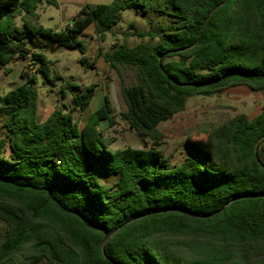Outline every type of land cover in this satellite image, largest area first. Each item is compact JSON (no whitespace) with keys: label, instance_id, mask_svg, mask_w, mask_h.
Listing matches in <instances>:
<instances>
[{"label":"trees","instance_id":"trees-1","mask_svg":"<svg viewBox=\"0 0 264 264\" xmlns=\"http://www.w3.org/2000/svg\"><path fill=\"white\" fill-rule=\"evenodd\" d=\"M41 2L57 6L0 0V66L28 56L35 64L0 96V264H264V105L251 120L240 114L187 137L193 156L172 168L157 130L191 96L264 91V0H166L167 30L148 31L157 41L106 57L137 78L121 87L122 116L142 147L114 151L99 128L113 124L107 96L82 127L61 109L39 120L34 72L51 85L59 77L26 43L41 37L84 54L79 36L90 25L104 40L121 11L147 12L148 0L85 4L61 31L36 22ZM73 88L65 81L60 90ZM93 97L94 85L74 94L73 110L86 111Z\"/></svg>","mask_w":264,"mask_h":264},{"label":"rangeland","instance_id":"rangeland-1","mask_svg":"<svg viewBox=\"0 0 264 264\" xmlns=\"http://www.w3.org/2000/svg\"><path fill=\"white\" fill-rule=\"evenodd\" d=\"M56 2L57 6L45 2L38 3L35 10L36 22L53 31H61L71 23L83 5L108 4L111 0H56ZM159 3L163 8H168L166 12L157 11ZM167 4L166 0H148L150 9L147 12H135L133 9L121 11L119 22L105 34L104 40L94 33L93 26L90 25L84 34L79 36V40L84 45V54L77 50L57 47L41 37L27 41L28 48L43 53L51 61V77L56 75L59 77L55 80V85H51L39 72H34L39 120L44 121L53 110L61 109L66 113L71 112L73 118L82 127L87 115L101 106L104 96H107L112 106L113 124L101 123L99 128L103 137L109 141L108 149L114 151L125 147L141 148L140 138L129 129L122 116L126 107L121 87L136 83L135 71L120 66L113 68L106 57L122 45L133 47L139 43L157 41V38L151 39L148 31L162 28L167 30L171 20L169 16L171 9ZM21 19L20 16L14 20L18 28H22ZM83 57L86 58L85 63L81 62ZM28 65L31 70L35 68L29 56L14 58L5 66H0V96L24 81L20 71ZM65 81L73 82L77 88L66 91L63 95L60 88ZM91 85H94V97L86 111L73 110V95L85 92ZM262 105H264V91L253 92L242 85L230 87L211 96H191L187 99L182 112L157 126V130L162 135L158 148L167 159L169 168H172L183 158L193 156V153L185 147L187 137L202 138L209 129L218 127L240 114L251 120L260 114ZM2 120L0 114V139L4 136ZM148 145L151 146L153 143L148 140ZM261 147L264 152V144ZM7 152L6 150L5 153ZM114 180L115 178L108 177L105 183L111 184Z\"/></svg>","mask_w":264,"mask_h":264},{"label":"water","instance_id":"water-1","mask_svg":"<svg viewBox=\"0 0 264 264\" xmlns=\"http://www.w3.org/2000/svg\"><path fill=\"white\" fill-rule=\"evenodd\" d=\"M73 21H71V23H72Z\"/></svg>","mask_w":264,"mask_h":264}]
</instances>
